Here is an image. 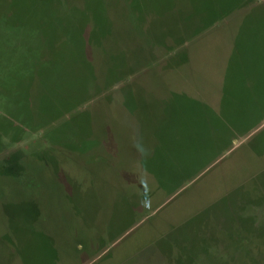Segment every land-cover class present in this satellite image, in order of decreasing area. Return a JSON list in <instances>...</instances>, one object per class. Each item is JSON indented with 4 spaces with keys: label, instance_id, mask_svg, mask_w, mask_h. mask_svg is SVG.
Instances as JSON below:
<instances>
[{
    "label": "rangeland",
    "instance_id": "1",
    "mask_svg": "<svg viewBox=\"0 0 264 264\" xmlns=\"http://www.w3.org/2000/svg\"><path fill=\"white\" fill-rule=\"evenodd\" d=\"M205 1L0 0V264H264V0Z\"/></svg>",
    "mask_w": 264,
    "mask_h": 264
},
{
    "label": "trees",
    "instance_id": "2",
    "mask_svg": "<svg viewBox=\"0 0 264 264\" xmlns=\"http://www.w3.org/2000/svg\"><path fill=\"white\" fill-rule=\"evenodd\" d=\"M253 0H207L205 2H203V4L199 5V8H202V10L206 11V16L207 13H209L211 16L214 12V4L213 2L216 4L217 2H220V6L222 7L221 10L219 11L218 14H220V17H225L228 16L229 14H231L232 12L239 10L243 7H245L246 5H248L249 3H251ZM207 19V18H206ZM212 17L210 21L207 25H210L212 22ZM214 21V19H213ZM205 25V26H207Z\"/></svg>",
    "mask_w": 264,
    "mask_h": 264
},
{
    "label": "clouds",
    "instance_id": "3",
    "mask_svg": "<svg viewBox=\"0 0 264 264\" xmlns=\"http://www.w3.org/2000/svg\"><path fill=\"white\" fill-rule=\"evenodd\" d=\"M134 147L143 155H148V149L140 142H134Z\"/></svg>",
    "mask_w": 264,
    "mask_h": 264
},
{
    "label": "crops",
    "instance_id": "4",
    "mask_svg": "<svg viewBox=\"0 0 264 264\" xmlns=\"http://www.w3.org/2000/svg\"><path fill=\"white\" fill-rule=\"evenodd\" d=\"M253 1H255V0H253ZM237 11V10H236Z\"/></svg>",
    "mask_w": 264,
    "mask_h": 264
}]
</instances>
